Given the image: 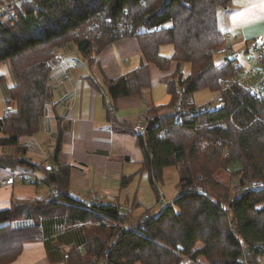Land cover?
<instances>
[{"label":"trees","instance_id":"1","mask_svg":"<svg viewBox=\"0 0 264 264\" xmlns=\"http://www.w3.org/2000/svg\"><path fill=\"white\" fill-rule=\"evenodd\" d=\"M229 2L30 0L15 16L0 18V64L8 61L15 77L6 100L13 109L0 116V148L18 147L22 137L40 130L52 98L50 75L57 48L73 43L93 61L108 45L133 37L141 63L104 80L110 118L120 98L152 89V66L164 72L160 81L170 100L149 107L144 135L131 129L142 154L138 172H148L158 202L165 168L175 166L180 173L173 202L134 222L138 204L126 209L120 203L87 204L72 194L71 166L55 165L59 144L50 166L19 160L28 170L42 172L38 185L49 192L43 198L12 196L0 210V264H12L27 244L39 241L51 264H181L186 256L192 264H262L264 186L238 199L232 186L264 182V101L249 81H242L246 67L239 56L227 55L222 64L215 61L218 49L228 46L218 9ZM165 44L173 45L171 56L160 53ZM186 63L191 67L184 76ZM205 89L216 92L224 106L205 114L176 110ZM10 155L18 161L16 154ZM220 171L228 173L229 182L218 177ZM132 176L123 177L122 187ZM90 221L98 226L87 229ZM242 241L247 255L239 262Z\"/></svg>","mask_w":264,"mask_h":264},{"label":"crops","instance_id":"2","mask_svg":"<svg viewBox=\"0 0 264 264\" xmlns=\"http://www.w3.org/2000/svg\"><path fill=\"white\" fill-rule=\"evenodd\" d=\"M228 5L245 12L248 2L230 0ZM245 14L247 25L244 30L250 35L249 38L264 36V15L258 9ZM244 45V42H240L228 46L232 50H238ZM57 55L62 57V63L55 65L50 75L52 98L41 118L40 130L34 134L35 137L27 141H31V145L27 146L25 142V149L29 151L31 146L38 149L48 145L54 147L55 151L59 144L60 152L55 165L71 166L72 193L82 195L79 190L76 191L77 186L89 195L101 193L108 195L110 201L118 199L123 189L122 179L131 170L129 165L139 164L142 158L131 126H136L152 105L168 103L170 95L167 86L154 76L151 90L145 91L143 95L120 98L117 107H113V117L110 118L111 99L104 89V80L116 78L141 63L142 55L138 41L133 37H123L108 45L93 61L87 60L73 43L59 47ZM190 67L189 63L184 65V76L188 75ZM93 81L101 85L103 90L98 89ZM6 90L8 94L9 88ZM201 91L194 94L199 103L211 101L217 96L216 92L209 90L212 95L209 94L207 99H203L199 96ZM5 103L6 101L0 102L1 116L4 114ZM46 152L44 150L42 153L44 157ZM36 154L38 153L34 151L31 156ZM0 167L5 168L1 165ZM10 174L0 171V210L8 207L12 196H15L16 183H1ZM30 189L25 195L28 197L18 198H34V190ZM12 264L51 263L44 244L39 241L27 244L21 256Z\"/></svg>","mask_w":264,"mask_h":264},{"label":"rangeland","instance_id":"3","mask_svg":"<svg viewBox=\"0 0 264 264\" xmlns=\"http://www.w3.org/2000/svg\"><path fill=\"white\" fill-rule=\"evenodd\" d=\"M228 7V8H227ZM251 11H248V13ZM240 13H243V15H240ZM246 12H243L241 9L233 7L231 5H228L226 7H220L218 9V20H219V25L220 28L223 31H226V45H232L234 43H240L244 42L245 45L240 47L238 50H233L234 54L239 56L241 62L247 67L248 65L251 64L250 56L252 57L255 55L257 52L256 49L254 48L255 44H260L262 45L264 43V36H253L252 38H249L250 35L246 33L244 30L246 23ZM244 17V18H243ZM247 49V51H246ZM58 50V48H57ZM57 50L56 54L53 56L52 60L60 55H57ZM174 47L172 44H165L160 47V52L164 56H171L173 53ZM97 56V55H96ZM61 57V56H60ZM225 57L224 54H221L219 52H216L214 54V58L216 63L222 64L225 62ZM229 57V56H228ZM62 58V57H61ZM53 62V61H52ZM185 65V64H184ZM52 66L54 67L55 65L52 63ZM152 70V78L157 77L158 79H161V77L165 74L164 72L160 71L157 69L155 66L151 67ZM184 70V66H183ZM186 72V70H184ZM15 84V77L14 74L11 70V65L8 61H3L0 64V102H5L8 97L7 93L5 91L6 88L12 86ZM209 90H203L199 94L200 97L203 99H207L209 97ZM212 95V94H211ZM211 97V96H210ZM217 97H214L211 102L216 104L217 102ZM10 103L6 102L5 106ZM7 114L6 112L3 114ZM2 115V116H3ZM1 116V115H0ZM6 116V115H5ZM135 128V126H134ZM36 134V133H35ZM35 137L36 135H31V136H25L21 138V143L18 147L15 146H6V147H1L0 148V165L5 166V168L0 167V171L2 172H8L10 175H15V196L17 197H28L25 196L27 195V191L29 188L30 190H34V193L37 197H45L47 196V193L49 192V188L45 185H38L40 181L42 180L43 174L39 170L33 171V170H28L26 167L27 165L25 163L19 162V160H27V161H33V163H42V161H46V164L49 165V163H54L52 161V156L54 154V147L52 146H43V148H36V147H30L29 151H26V147L24 146L25 142L28 140H31V138ZM31 145V141L27 142V146ZM47 151L45 153L44 157L42 155L43 151ZM36 151L38 154L31 156L32 152ZM51 154H50V153ZM10 154H16L18 161L14 163L15 157L10 155ZM31 156V157H30ZM31 159V160H30ZM45 159V160H44ZM49 162V163H48ZM50 166V165H49ZM58 166V165H57ZM131 170L129 174H133L130 182L127 184L126 187H122L121 189L119 198L110 201L108 200L109 196L107 195H102L101 193H93L91 195L86 194V192H83L81 189L77 186H75L76 191L79 190L78 192L82 193V195L72 193L75 197L81 199L82 201H85L87 204H93V195H101L103 200L101 202H111V203H120L122 205V208H127L135 204L134 210V222L138 220L137 218H142L144 217L147 213H152L155 211L160 210L167 204H170L173 202L174 198L176 197L178 190H177V183L180 179V173L177 167L175 166H170L166 167L164 172H163V179L162 182H160L159 189L162 197V202L157 201V195L149 181V176L148 172L145 170H142L141 172H138L140 168V164L137 163H132L129 165ZM25 174L26 181L22 180L20 178V171ZM19 173V174H18ZM128 174V175H129ZM9 175V176H10ZM29 177V178H28ZM218 177L222 180H226L229 182V175L227 172L220 171L218 173ZM30 178L33 179L34 183L32 184ZM28 179V180H27ZM30 180V181H29ZM231 180V179H230ZM2 184L4 183V179L1 181ZM13 183V184H14ZM13 184H6V185H13ZM120 184V182H119ZM120 186V185H119ZM235 183L233 184L232 188L233 189V194L235 193L236 188ZM34 196V197H36ZM112 197V196H110ZM163 199L165 201H163ZM152 209V210H149ZM147 216V215H146ZM98 226L97 223H94V221H90L87 223V229H92L93 227ZM69 248V247H68ZM189 257H183L181 264H192L194 263L193 261H189ZM189 261V263H188ZM199 263L204 262L202 257L198 258ZM66 263V262H64ZM67 264V263H66ZM262 264H264V259L262 260Z\"/></svg>","mask_w":264,"mask_h":264},{"label":"built area","instance_id":"4","mask_svg":"<svg viewBox=\"0 0 264 264\" xmlns=\"http://www.w3.org/2000/svg\"><path fill=\"white\" fill-rule=\"evenodd\" d=\"M30 0H1L0 1V18L1 17H10L15 16L18 11L22 10L23 5L25 2H28ZM254 48L256 49L255 55L252 57L250 56L251 64L248 65L245 69V72L243 76L241 77L242 81H249L250 86L252 87V90L254 91V94L261 100L264 101V51H263V44H255ZM218 52L221 54L227 55H235L233 50L228 46H223L218 49ZM237 56V55H235ZM54 65H60L62 63V58L60 56L55 57L52 60ZM68 71V69H67ZM223 83L224 80H221ZM187 107H184L182 105H179L177 107V111L179 112H185L187 110L189 111H198L202 114H205L207 112L220 109L224 106V104L220 101H217L216 104L213 105L211 102H205V103H199L194 95L190 96L187 101ZM13 109L12 105L7 104L5 106V114L6 116L9 114V112ZM151 119V114H149V108L147 111L142 115L141 120L136 124L135 126V133L136 135H144L147 130L148 123ZM20 171V178L22 180L26 181L25 174ZM25 172V171H24ZM27 173V172H25ZM15 175H10L7 178L4 179V183L6 184H13L15 182ZM17 178V177H16ZM29 178V177H28ZM28 180V179H27ZM30 181V180H29ZM264 186V182L260 180H254L247 184H244L241 187H237L235 190V193L233 195L234 199H238L241 196H243L249 189L251 188H261ZM101 195H93L94 201H101L103 198H101ZM258 245V244H257ZM246 244L242 241V247L245 249ZM178 253L177 251H175ZM246 255L247 251L244 250L241 257L238 258L239 262H242L243 260L246 261ZM190 261V259H189ZM188 261V263H189ZM192 261V260H191ZM57 264H66L64 262L57 263Z\"/></svg>","mask_w":264,"mask_h":264},{"label":"snow or ice","instance_id":"5","mask_svg":"<svg viewBox=\"0 0 264 264\" xmlns=\"http://www.w3.org/2000/svg\"><path fill=\"white\" fill-rule=\"evenodd\" d=\"M244 2V0H241ZM248 7L244 10L245 12L259 10L262 15H264V0H258V2H253V0H247ZM243 15V13H240Z\"/></svg>","mask_w":264,"mask_h":264}]
</instances>
